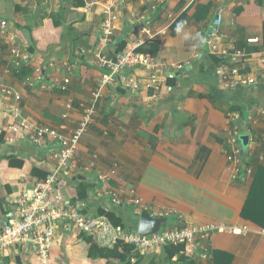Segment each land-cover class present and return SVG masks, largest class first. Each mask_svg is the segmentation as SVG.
Returning a JSON list of instances; mask_svg holds the SVG:
<instances>
[{"label": "crops", "instance_id": "1", "mask_svg": "<svg viewBox=\"0 0 264 264\" xmlns=\"http://www.w3.org/2000/svg\"><path fill=\"white\" fill-rule=\"evenodd\" d=\"M83 1L75 5L73 0H0V21L7 22L6 31L0 34V87L9 86L20 95L15 101L0 91V131L5 132L0 143V188L6 199L0 205V229L12 195L40 180L31 174L32 167L46 172L54 168L49 154L57 146L50 138L41 146L31 143L32 149L27 140L9 143L6 127L18 121L12 106L18 105L23 119L62 133L76 128L100 77L93 54L105 18L103 10L109 8L116 15L110 50L157 44L153 57L161 87L156 92L145 89L143 80L148 72L136 68L132 76L138 88L123 89L115 84L104 90L68 174H61L64 188L60 191L69 196L68 188L76 185L74 177L81 176L77 181L93 186L88 199L77 203L92 213L100 209L119 213L128 230L137 224L130 203L134 197L146 203L152 215L166 214L168 227L185 223L219 227L207 239L208 256L185 246V259L178 260V254L170 259L163 247H156L143 253L142 264H264V225L241 214L256 174L259 190L264 191V3ZM218 10L222 11L219 46L230 53L243 52L235 63L219 58L225 63H216L202 42L201 32L210 31ZM51 12L62 14V25H54ZM70 23L72 29L67 31ZM247 38L259 41L248 43ZM32 43L34 54L27 50ZM194 43L201 52L197 59L190 57ZM15 46L30 53L26 67L31 69L30 75L38 76L33 86L25 84V75H18L12 67ZM179 63L182 68L177 67ZM220 64L235 81L234 87L222 86L216 73ZM171 74L174 77H169ZM246 102L251 110L248 126L241 133H248L250 140L241 159L242 167L251 170L239 179L234 172L238 164L228 158L232 147L228 116L235 112L234 104ZM8 144L16 149L12 151ZM94 154L97 157L90 167ZM19 156L24 158L23 166H9L10 157ZM113 166L115 175L101 186L98 173ZM7 184L10 193L5 191ZM102 187L113 188L122 205H111L105 194L97 197ZM78 233L75 228L58 231L45 262L34 253H20L11 247L0 252V264H107L105 258L88 257V248L76 245L74 239L81 240ZM112 264L120 263L112 260Z\"/></svg>", "mask_w": 264, "mask_h": 264}, {"label": "built area", "instance_id": "2", "mask_svg": "<svg viewBox=\"0 0 264 264\" xmlns=\"http://www.w3.org/2000/svg\"><path fill=\"white\" fill-rule=\"evenodd\" d=\"M103 13L105 18L98 40V48L93 54L100 70V77L90 94L88 104L83 108L76 128L69 134L62 133L55 127L23 119L18 105L14 104L12 106V115L18 121H13L6 127V139L9 143L17 140H27L33 145L41 146L46 138H50L57 146L52 148L49 154L55 164L54 168L49 167L44 179L35 182L30 189L24 188L17 194L12 195L9 200V206L4 212L1 223L0 252L13 247L19 250L20 253H34L42 262H45L51 247L56 241L57 232L75 228L78 232L85 231L95 235L98 241L111 246L119 239L124 240L133 245L142 254L169 243H185L187 250H190V247L198 248L203 256H208L207 239L214 230L219 229L215 224L192 225L185 223L171 227L162 226L158 231L151 234L125 231L120 226L114 227L105 215H98L97 212L92 213L88 207H81L77 202H72L69 196H64L60 191V189L64 188L61 174L63 172L68 174L71 163L78 152L80 139L94 120L96 105L104 90L115 84L123 89L138 88V81L132 76L136 68L148 72V76L143 80L145 89L156 92L161 87L160 77L157 74L159 67L154 62V57L151 54L136 51L137 46L127 47L123 50H110V46L113 45L116 15L109 8H105ZM221 21L222 11L218 10L210 31L207 34L201 32L202 42L210 54L217 56L219 59L235 63L243 52L235 51L230 53L219 46L218 38L220 36ZM6 23L5 20L0 21V34L6 31ZM150 32L151 30L147 29V33ZM258 41V38H247L248 43ZM19 47L15 46L11 50L12 67L17 72L20 66L30 59V53L26 49ZM190 57L191 59L201 57L198 43L192 45ZM177 67L182 68L183 63L177 64ZM5 71L10 70L6 68ZM36 72L38 75L40 74V70ZM216 73L220 77L223 87L231 88L235 86V81L229 79L223 64L219 65ZM36 77L27 75L24 77V83L33 86ZM169 77H174V75L171 74ZM243 82L246 84L250 81L244 80ZM167 87L171 89V85ZM61 88H64V86ZM0 91L6 96H11L15 101L20 99L19 93H16L9 86L0 87ZM239 117L240 114L237 111L228 116L230 125L229 143L232 145L228 158L238 164L234 169L235 176L243 179L246 172L251 169L250 167H242L243 159L241 157L243 156L244 148L238 137L240 129L237 124L231 125V121H236ZM96 157L97 155L94 154L89 163L90 167L94 165ZM115 173V166L105 173H98V183L104 186ZM77 177L80 178L81 176ZM104 194L109 197L111 205L119 206L122 204L121 199L113 188L102 187L96 192L97 197ZM130 203L136 206V211L138 212L143 209L147 210V204L142 202L140 198L134 197ZM84 209H87V212H84Z\"/></svg>", "mask_w": 264, "mask_h": 264}, {"label": "trees", "instance_id": "3", "mask_svg": "<svg viewBox=\"0 0 264 264\" xmlns=\"http://www.w3.org/2000/svg\"><path fill=\"white\" fill-rule=\"evenodd\" d=\"M73 3L75 5H82L84 3L83 0H73ZM259 3L263 4L264 0H259ZM207 13V10H206ZM50 17L53 20V23L55 26L62 25V14L59 12H51ZM60 17L61 20L58 18ZM70 23L68 27L66 26V30L70 31L72 29ZM155 42V41H153ZM123 47H119V50L122 49ZM158 45L154 43H149V45H140L136 48V51L138 52H143V53H149L153 57L154 52L157 50ZM27 50L31 54L35 53V45L32 43L27 47ZM249 50V49H248ZM212 55V54H211ZM212 59L217 62H222L225 63V60L219 61L218 57L212 55ZM27 64H23L20 66L18 75L23 74V75H28L31 73V69H28ZM248 103V102H246ZM242 105H237L234 104V107L232 110L238 111L240 114V117L236 121H231L232 124H237L239 126L240 131L245 127L248 126V120L245 119L242 115ZM4 135L5 133L3 131L0 132V143L4 142ZM30 144V145H29ZM28 147H31L32 149V144L29 142L27 143ZM9 149L12 151L15 148L14 144H8L7 146ZM20 153V152H19ZM9 166L11 167H18L21 168L24 164V158L19 156V157H10L8 160ZM31 174L40 178L44 179L47 175L46 171H43L36 166H33L31 169ZM70 181H72L70 179ZM76 185L74 188L69 187V198L72 202H77V201H85L88 199L89 192L91 191L92 188V183H88L85 181H77V178L74 177V180ZM73 190V191H70ZM5 191L6 193H10L12 191V188L10 185H5ZM4 192L2 191V187L0 188V205H3V202L6 201L4 197ZM2 209L4 210V207L2 206ZM84 212H87V209H84ZM98 215H105L108 220L110 221L111 224L114 226H121L122 228L126 229V224H125V218L122 217L119 213L113 211V210H98L97 212ZM242 216L254 221L257 220L260 224L264 225V191L259 190V184H258V175L256 174L254 183L252 184L248 198L246 199V203L243 207V210L241 211ZM259 219V220H258ZM261 220V221H260ZM78 237L88 243L90 246L87 249V255L88 257L91 258H105L107 260V264H112V260H117L120 264H142L143 260V254L140 253L135 249V247L124 240L119 239L113 247L108 244H98L95 241V235L89 234L85 231H81L78 234ZM164 251L167 254L168 258H172L175 254H178V260L179 259H185V243H169L164 246H162ZM214 258L216 257V253H214ZM132 258H136L134 261ZM152 261H150L147 264H151ZM217 262V260H215ZM191 262L189 261V264Z\"/></svg>", "mask_w": 264, "mask_h": 264}, {"label": "water", "instance_id": "4", "mask_svg": "<svg viewBox=\"0 0 264 264\" xmlns=\"http://www.w3.org/2000/svg\"><path fill=\"white\" fill-rule=\"evenodd\" d=\"M250 110V103H245L242 106V114L245 119L248 118ZM240 139L242 142V147L244 148L249 143V134L240 135ZM136 220L137 224L132 227L133 231H137L141 234H151L158 231L162 227V225L167 223V216L161 214L152 215L149 211L142 210L136 215Z\"/></svg>", "mask_w": 264, "mask_h": 264}, {"label": "clouds", "instance_id": "5", "mask_svg": "<svg viewBox=\"0 0 264 264\" xmlns=\"http://www.w3.org/2000/svg\"><path fill=\"white\" fill-rule=\"evenodd\" d=\"M28 75H30V74H28ZM25 76H27V75H25ZM238 112V111H237ZM243 115V114H242ZM248 120V119H247ZM4 132V131H3ZM239 140H240V143H241V145H242V142H241V139H240V135H242V133H241V131L239 130ZM5 133V132H4ZM243 134H248V133H243ZM249 140H250V136H249ZM249 144V143H248ZM248 146V145H247ZM247 146H245V147H247ZM244 147V148H245ZM92 191V190H91ZM123 203V202H122ZM122 205V204H121ZM121 205H119V206H121ZM134 206V210L136 211V206L135 205H133ZM100 210H102V209H100ZM103 210H105V209H103ZM109 210V209H108ZM143 210H145V209H143ZM142 211V210H141ZM141 211H136V213H135V216L138 214V213H140ZM148 211V210H147ZM98 212V211H97ZM161 215H164V216H166L165 214H161ZM167 224V223H166ZM165 225V224H164ZM163 226V225H162ZM114 227H118V226H114ZM121 227V226H120ZM122 228V227H121ZM123 230H125V231H127L128 230V228H126V229H124V228H122ZM129 231H133L132 229H129ZM95 241H98V239H96L95 238ZM100 244H103L102 242L100 243ZM115 245V244H114ZM113 247V246H112Z\"/></svg>", "mask_w": 264, "mask_h": 264}, {"label": "rangeland", "instance_id": "6", "mask_svg": "<svg viewBox=\"0 0 264 264\" xmlns=\"http://www.w3.org/2000/svg\"><path fill=\"white\" fill-rule=\"evenodd\" d=\"M127 47H123L121 50H123V49H126ZM180 64V63H179ZM163 226H167L166 224L165 225H163ZM78 241V242H77ZM74 242H76V245L77 246H79V247H87V248H89V244L88 243H86L85 241H82V240H78V238L77 239H74ZM98 244H100L101 243V241H96Z\"/></svg>", "mask_w": 264, "mask_h": 264}]
</instances>
